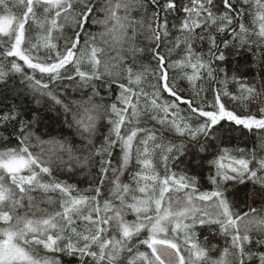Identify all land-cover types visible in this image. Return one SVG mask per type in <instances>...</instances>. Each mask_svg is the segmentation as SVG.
Masks as SVG:
<instances>
[{
    "label": "snow or ice",
    "instance_id": "snow-or-ice-1",
    "mask_svg": "<svg viewBox=\"0 0 264 264\" xmlns=\"http://www.w3.org/2000/svg\"><path fill=\"white\" fill-rule=\"evenodd\" d=\"M16 78L71 138L0 112V264H264V0H0Z\"/></svg>",
    "mask_w": 264,
    "mask_h": 264
},
{
    "label": "trees",
    "instance_id": "trees-1",
    "mask_svg": "<svg viewBox=\"0 0 264 264\" xmlns=\"http://www.w3.org/2000/svg\"><path fill=\"white\" fill-rule=\"evenodd\" d=\"M91 31H97L96 27H91ZM230 70H234L236 67H239L241 72H245L246 75L250 78L255 72L256 68L252 65V59L248 55H244L238 58H233L228 65ZM174 74V73H170ZM11 83L15 84V89L9 92H0V112L7 111L13 104L19 105L22 109L27 113L32 110H37L40 112L42 117L41 123L39 125L40 131L48 132L55 130L54 134H61L69 136L71 138V133L69 130L62 126L61 123L57 122L55 119V112L52 110L51 102L47 100V98H42L39 104L36 103L35 99L31 95H25L23 92L24 86L19 83V78L11 81ZM66 83V82H65ZM229 88L234 87V85L230 82L228 84ZM16 91H19L21 94L19 96L16 95ZM209 100L212 98L211 92L208 94ZM222 147H228L230 149L235 150L236 148H246L251 150L254 147L253 137L251 133H247L246 135H241L240 132L229 133L226 136L224 144ZM233 155H238L235 151L232 153ZM183 161V163L181 162ZM227 162V161H226ZM169 166L174 171H181L187 167V158L181 157L179 160L175 162H170ZM214 173V169H212ZM203 174L205 179L201 181L198 185L200 191H210L212 190V186L207 182L206 177L209 175L208 167L205 166L203 169ZM58 179L68 180L71 183L78 184L81 189H85L89 186V180L92 178L90 174H80L77 173L73 176L68 175H58ZM251 183H248L247 188L244 186L241 187V198L242 193L251 188ZM143 250V249H141Z\"/></svg>",
    "mask_w": 264,
    "mask_h": 264
}]
</instances>
